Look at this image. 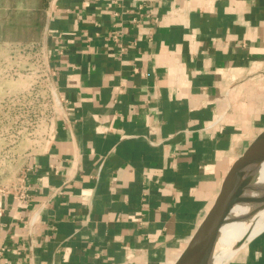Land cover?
Here are the masks:
<instances>
[{
  "label": "crops",
  "instance_id": "obj_1",
  "mask_svg": "<svg viewBox=\"0 0 264 264\" xmlns=\"http://www.w3.org/2000/svg\"><path fill=\"white\" fill-rule=\"evenodd\" d=\"M46 6L0 35L47 42L63 100L31 198L0 192V264H174L264 132V0H59L49 36ZM228 264H264V229Z\"/></svg>",
  "mask_w": 264,
  "mask_h": 264
},
{
  "label": "rangeland",
  "instance_id": "obj_2",
  "mask_svg": "<svg viewBox=\"0 0 264 264\" xmlns=\"http://www.w3.org/2000/svg\"><path fill=\"white\" fill-rule=\"evenodd\" d=\"M32 2L37 0H0V35L20 39L30 32L21 8ZM33 42L42 41L0 45V186L21 176L30 154L46 143L56 115L50 85L35 70L37 60L19 53L21 46ZM231 260L227 257L221 264Z\"/></svg>",
  "mask_w": 264,
  "mask_h": 264
},
{
  "label": "bare ground",
  "instance_id": "obj_3",
  "mask_svg": "<svg viewBox=\"0 0 264 264\" xmlns=\"http://www.w3.org/2000/svg\"><path fill=\"white\" fill-rule=\"evenodd\" d=\"M242 170H259L261 177L232 206L215 217L212 227L220 228V235L198 264H221L227 257L231 260L264 229V159L249 158L242 164Z\"/></svg>",
  "mask_w": 264,
  "mask_h": 264
},
{
  "label": "water",
  "instance_id": "obj_4",
  "mask_svg": "<svg viewBox=\"0 0 264 264\" xmlns=\"http://www.w3.org/2000/svg\"><path fill=\"white\" fill-rule=\"evenodd\" d=\"M249 158L254 159V161L264 159V132L252 142L232 166L222 181L218 193L202 216L188 244L174 264H198L202 262L204 255L214 245L220 235V228L213 229L212 227L215 217L232 206L242 197L244 191L258 182L261 177L259 170L240 171L242 164Z\"/></svg>",
  "mask_w": 264,
  "mask_h": 264
},
{
  "label": "built area",
  "instance_id": "obj_5",
  "mask_svg": "<svg viewBox=\"0 0 264 264\" xmlns=\"http://www.w3.org/2000/svg\"><path fill=\"white\" fill-rule=\"evenodd\" d=\"M59 0H49L48 5L46 7V18H47V27H46V33L47 36L52 35L54 32L50 27V23L52 20H54L57 17V13L59 11ZM53 32V33H52ZM57 38L61 37V34H57ZM122 36V32L114 27L110 31V38L114 41H117ZM19 53L22 56H29L31 55L33 58L37 60V63L35 64V70L38 72H41V75L44 77V81L49 83V87L51 89L52 96L54 98L55 104H56V115L52 123V128L50 131V134L48 136L47 141L52 138L54 129H55V121L56 116L59 113L62 105L63 100L58 94L56 86L53 84V78L55 75V69L51 64V51L47 44V42H33L29 44H25L19 48ZM46 141V143H47ZM46 143L39 149L41 151ZM0 192L3 193H9L12 194L14 199L17 201H28L32 193L30 191L29 185L25 182L24 178L20 177L15 182L0 186ZM2 255V251H0V256Z\"/></svg>",
  "mask_w": 264,
  "mask_h": 264
}]
</instances>
